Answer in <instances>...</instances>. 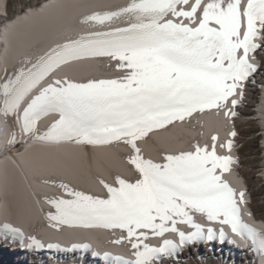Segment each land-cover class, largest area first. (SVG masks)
<instances>
[{
  "label": "snow or ice",
  "instance_id": "snow-or-ice-1",
  "mask_svg": "<svg viewBox=\"0 0 264 264\" xmlns=\"http://www.w3.org/2000/svg\"><path fill=\"white\" fill-rule=\"evenodd\" d=\"M84 21L108 28L68 38L11 74L5 71L0 110L15 117L21 131L33 139L122 140L131 148L128 159L137 178L101 181L105 197L60 183L70 198L49 200L56 210L48 214L53 226L120 229L126 234L115 242L127 241L134 257H115L123 264H157L174 257L182 246L212 241L217 236L212 224L229 225L264 253V234L241 219L245 192L225 179L234 161L217 153V137H212L211 150L196 145L194 151L165 155L162 162L145 158L137 143L153 129L206 108L224 111L226 117L238 115L235 97L243 95V82L258 70L250 54L264 48V0H129ZM122 21L125 26L111 27ZM83 57L107 58L120 75L84 82L56 77L61 65ZM52 112L59 118L41 132L38 120ZM10 142H15V132ZM232 146L231 139L220 144L229 151ZM197 217L206 218L208 226ZM181 224L190 230H182ZM167 233H175L178 242L164 238ZM225 235L221 227V240ZM150 237L161 238V243L149 244ZM29 239V247L44 246L35 237Z\"/></svg>",
  "mask_w": 264,
  "mask_h": 264
},
{
  "label": "bare ground",
  "instance_id": "bare-ground-1",
  "mask_svg": "<svg viewBox=\"0 0 264 264\" xmlns=\"http://www.w3.org/2000/svg\"><path fill=\"white\" fill-rule=\"evenodd\" d=\"M128 2L0 0V80L4 78L5 71L11 74L26 60L35 61L55 44L88 32L107 30L108 26L93 25L85 22L84 18L97 11L115 10ZM123 26V21L111 25L113 28ZM261 42L258 38L257 43ZM250 59L258 70L243 82V95L237 94L235 97L239 103L233 109L238 115L231 117L234 127L224 111L214 108L196 111L183 120L153 129L147 137L139 140L137 143L142 155L162 162L165 155L194 151L196 145H207L211 150L212 137L215 136L217 153L230 155L234 161L230 165V172L225 173L224 177L240 191L244 184L235 177L232 169L233 164L240 163L239 153L245 144L239 143V140H243L237 127L239 122L241 126H246L245 132L250 135L247 154L253 161L251 167L259 166L261 178L264 179V48L251 53ZM55 75L57 78L84 82L88 79L113 78L120 73L107 58L83 57L61 65ZM229 107H232L230 103ZM58 118L56 112L40 118L37 123L41 132ZM232 131L238 136L237 149L235 146L230 151L221 148V142L232 140ZM13 132L14 143L10 142ZM131 154L130 146L122 140L78 143L75 139L55 142L33 139L21 131L15 117L5 116L0 110V264H123L115 257H122L124 261L134 259L127 241L115 242L126 234L120 229L85 227L77 223L54 227L48 215L56 211L54 205L49 203L50 199L70 198L59 187L60 183L105 197L106 189L101 181L115 184L117 176L134 181L137 174L128 159ZM238 173L251 196L249 172H243L239 164ZM257 190L262 193L264 183L257 184ZM241 207L242 221L264 234V219L255 216L249 203ZM196 219L208 226L206 218ZM211 226L217 230L215 239L182 246L174 257H164L157 264H264V253L256 250L250 238L233 233L229 225ZM179 227L184 231L190 230L184 224ZM221 227L226 234L223 240L219 237ZM13 229L18 231L14 232ZM30 237H35L44 246L29 247ZM164 238L178 242L175 233H167ZM147 242L158 246L161 238L150 237ZM49 244L57 246L49 248ZM85 244L90 247H74ZM104 253H109L110 257L105 259Z\"/></svg>",
  "mask_w": 264,
  "mask_h": 264
},
{
  "label": "rangeland",
  "instance_id": "rangeland-1",
  "mask_svg": "<svg viewBox=\"0 0 264 264\" xmlns=\"http://www.w3.org/2000/svg\"><path fill=\"white\" fill-rule=\"evenodd\" d=\"M239 122H237V127H238V131L240 133V139H243L242 142L239 143L241 145V143L245 144L243 145V149L241 151L240 155V167L243 170V172L245 171L248 173L249 176V189L251 191V197H252V203H251V207L255 213V216L258 218H262L264 219V191L262 193H259V191L257 190V184H261L264 183V179L261 178V172H260V167L259 166H253L251 167V165L253 164L251 161V156L247 154V150L249 149V145L247 142V139L250 137V135H247L245 132V127L246 126H241Z\"/></svg>",
  "mask_w": 264,
  "mask_h": 264
}]
</instances>
